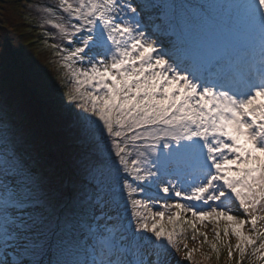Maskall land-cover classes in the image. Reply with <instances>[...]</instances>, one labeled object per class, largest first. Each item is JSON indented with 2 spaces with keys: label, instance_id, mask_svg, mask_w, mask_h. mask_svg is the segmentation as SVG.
<instances>
[{
  "label": "snow or ice",
  "instance_id": "1",
  "mask_svg": "<svg viewBox=\"0 0 264 264\" xmlns=\"http://www.w3.org/2000/svg\"><path fill=\"white\" fill-rule=\"evenodd\" d=\"M43 8L63 90L0 51V264L264 261V0L195 50L176 0Z\"/></svg>",
  "mask_w": 264,
  "mask_h": 264
},
{
  "label": "rangeland",
  "instance_id": "2",
  "mask_svg": "<svg viewBox=\"0 0 264 264\" xmlns=\"http://www.w3.org/2000/svg\"><path fill=\"white\" fill-rule=\"evenodd\" d=\"M28 1L29 0H0V21H2V23L0 22V35L4 37L6 43L8 42L9 44L14 39V36L20 38L19 49H11L9 53L12 54L18 63L35 70L46 82L44 72L45 69L50 71V61L52 59L55 66L58 67L60 73H62L60 58H56L59 56L56 54L55 49L51 47L52 43H59L58 32L53 29L50 24L45 23L48 19L57 21V17H49L44 12L43 8L44 5L54 4L57 0H30V7L24 8L25 11H22L21 5ZM240 2L241 0H176L180 8L178 9L175 20L178 28L185 32V39L189 41L193 50H195L197 41L203 33L210 30L219 31L230 22L236 11L235 6ZM8 7L11 9L12 15L15 11L14 9H18L14 13V23L11 27H9V20H6L4 12V9ZM35 11L39 12L42 16H36L37 12ZM11 17L12 16H10V18ZM188 29H190V31H188ZM48 54H50V56H48ZM50 79L51 78H49L48 83H50ZM53 81L52 84L56 85L57 93L59 94L62 91L57 88V86L60 88L59 80L55 79ZM165 211L167 210L165 209ZM162 222L165 225L168 224L166 217L163 218ZM201 231H207L209 233V238H212L211 225L206 229L202 228ZM192 235L189 229L187 237L191 241L187 242L188 247L197 250L193 252L192 261L188 262V264H207L208 262L206 260L204 261V259L201 260V258L202 256L204 258L207 253L211 251L209 245L203 244L202 249H200L199 246H201V241L198 239L193 241L191 238ZM63 238L71 239V236L69 235ZM200 239H203V237L200 236ZM196 243L200 245H195ZM232 243L235 244L234 238ZM225 249L220 248L218 253H226ZM72 252L74 251L68 252L66 249L62 254V259H64L67 264H73L72 258H79L77 254L71 258ZM197 253L198 255H196ZM237 259L238 258L235 256L232 258L229 257V261L219 258L220 264H237ZM243 264H250V261L245 259ZM255 264H264V261H256Z\"/></svg>",
  "mask_w": 264,
  "mask_h": 264
},
{
  "label": "trees",
  "instance_id": "3",
  "mask_svg": "<svg viewBox=\"0 0 264 264\" xmlns=\"http://www.w3.org/2000/svg\"><path fill=\"white\" fill-rule=\"evenodd\" d=\"M29 1H30V0H29ZM29 1H28V2H25L24 4L21 5V10H22V11H25L24 8H29V7H30ZM55 3H57V1H55L54 4H55ZM14 10H15V11L13 12V15H12V11H11L10 7L4 9V12H5V18H6V20H9V27H11V26L13 25V23H14V13H15L18 9L15 8ZM35 12H37V11H35ZM37 15L42 16L39 12L36 13V16H37ZM10 16H12V17L10 18ZM36 19H37V18H36ZM34 20H35V19H34ZM0 22L2 23V21H0ZM19 44H20V38H19V37H15V36H14V39H13L12 42L9 44L8 42L6 43L5 38L2 37V36L0 35V51L7 50L8 52H10L11 49H15V50H17V49H19ZM250 49H251L250 54H251L253 57H255L256 55L259 54V46H258V43H253V44H251V45H250ZM48 56H50V54H48ZM56 58H59V57H56ZM54 60H55V59H54ZM43 66H44V64H43ZM43 66H42V67H43ZM26 67H27V66H26ZM49 74H50L51 76H50ZM44 76H45V78H46V82H47V83H48V81H49V78H51V79H50V84H52V82H54L53 80H55V79L59 80L60 88H59L58 86H57V88L63 90V85H64V83H65V82L62 81V79H61V77L63 76V72L60 73V69H59L58 67L55 66V63H54L53 59L50 61V71H47V69H45ZM197 239L200 240V241L203 240V239H200V236H198ZM211 239H212V238H209V240H211ZM189 241H191V240H190V239H187V242H189ZM195 245H200V244L196 243ZM199 247H200V249H202L201 246H199ZM220 248H223V247H220ZM223 249H225V248H223ZM67 250H68V252L74 251V250H72V249H67ZM225 250H226V253H224V254H220V253L217 254V252H214V253H213L212 251H209V252L207 253V255H206L204 258H203V256H202L201 260L204 259V261L206 260L209 264H220V260H219V258H223L224 260L229 261V260H228V259H229V256H228L227 249H225ZM211 253H212V254H211ZM204 254H205V253H204ZM210 254H211V255H210ZM75 255H76L75 251L72 252V253H71V258L74 257ZM196 255H198V253H197ZM212 255H213V256H212ZM75 260H76V259L72 258V261H75ZM208 263H207V264H208Z\"/></svg>",
  "mask_w": 264,
  "mask_h": 264
}]
</instances>
